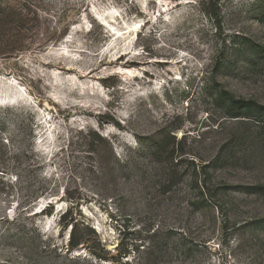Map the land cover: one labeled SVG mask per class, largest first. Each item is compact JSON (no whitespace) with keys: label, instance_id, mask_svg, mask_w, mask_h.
Listing matches in <instances>:
<instances>
[{"label":"rangeland","instance_id":"1","mask_svg":"<svg viewBox=\"0 0 264 264\" xmlns=\"http://www.w3.org/2000/svg\"><path fill=\"white\" fill-rule=\"evenodd\" d=\"M245 103L264 0H0V264H264Z\"/></svg>","mask_w":264,"mask_h":264},{"label":"trees","instance_id":"2","mask_svg":"<svg viewBox=\"0 0 264 264\" xmlns=\"http://www.w3.org/2000/svg\"><path fill=\"white\" fill-rule=\"evenodd\" d=\"M253 106L247 105V103H245L242 107L244 108L245 111L240 114H242V116L244 117L256 116V117H261V119H264V107L258 106L257 104ZM260 188L261 191L264 190V187H260Z\"/></svg>","mask_w":264,"mask_h":264}]
</instances>
